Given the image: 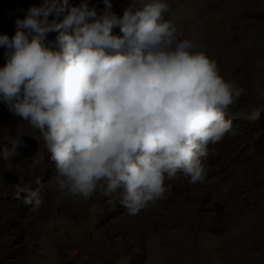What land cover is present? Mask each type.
<instances>
[{"label": "clouds", "instance_id": "clouds-1", "mask_svg": "<svg viewBox=\"0 0 264 264\" xmlns=\"http://www.w3.org/2000/svg\"><path fill=\"white\" fill-rule=\"evenodd\" d=\"M141 3L121 16L112 0H104L100 14L89 0L72 7L68 0H43L15 21L14 36L0 34L6 49L0 103L39 130L58 190L84 200L119 193L116 212L130 215L170 194L182 202L186 186L203 183L205 166L230 185L242 169L239 138L247 133L264 142L245 124L247 112L233 104L244 89L221 75L194 35L184 38L175 18H166L169 4ZM52 32L58 35L49 40ZM10 144L0 151L5 161L41 147L28 136ZM7 172L19 183L8 182ZM180 178L185 182H174ZM2 179L13 187L22 181L11 169ZM42 202L40 189L23 198L32 211ZM210 208L205 222L215 225Z\"/></svg>", "mask_w": 264, "mask_h": 264}, {"label": "rangeland", "instance_id": "rangeland-1", "mask_svg": "<svg viewBox=\"0 0 264 264\" xmlns=\"http://www.w3.org/2000/svg\"><path fill=\"white\" fill-rule=\"evenodd\" d=\"M165 2L171 10L166 18H175L183 37L194 35L199 48L217 61L221 75L244 89L233 104L247 112L245 124L264 135V116H259L264 109V0ZM42 3L0 0V34L14 36L15 21ZM68 3L77 6L81 0ZM89 4L98 14L105 7L104 0ZM141 6V0H112V10L121 16L126 8ZM113 32L121 34L119 28ZM57 35L52 32L48 38ZM5 52L0 47V67L6 64ZM260 123L263 127L256 128ZM24 136L39 142L35 155L25 158L18 150L9 161L0 155V264H264V142L249 139L247 133L239 138L242 169L230 185L205 166L203 183L186 186L182 202L170 194L167 201L160 199L130 215L116 212L119 193L87 200L61 193L39 130L0 103V151ZM7 169L21 177L18 187L3 181ZM20 189L24 191L18 198ZM36 189L43 202L32 211L23 198ZM207 206L215 225L205 222ZM8 250L12 254L7 262L3 258Z\"/></svg>", "mask_w": 264, "mask_h": 264}, {"label": "water", "instance_id": "water-1", "mask_svg": "<svg viewBox=\"0 0 264 264\" xmlns=\"http://www.w3.org/2000/svg\"><path fill=\"white\" fill-rule=\"evenodd\" d=\"M34 151H35V149H33V151L31 152V153H29V154H25L26 156H30V155H32L33 153H34ZM5 179L8 181V182H11L12 184H18L19 183V179L15 176V175H13V174H11L10 172H7L6 173V175H5Z\"/></svg>", "mask_w": 264, "mask_h": 264}, {"label": "bare ground", "instance_id": "bare-ground-1", "mask_svg": "<svg viewBox=\"0 0 264 264\" xmlns=\"http://www.w3.org/2000/svg\"><path fill=\"white\" fill-rule=\"evenodd\" d=\"M197 218V217H196ZM199 218V217H198Z\"/></svg>", "mask_w": 264, "mask_h": 264}]
</instances>
